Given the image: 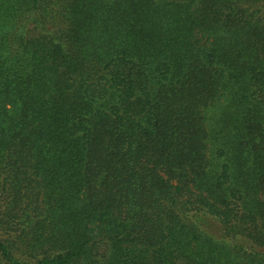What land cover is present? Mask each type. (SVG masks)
Here are the masks:
<instances>
[{
    "label": "trees",
    "instance_id": "1",
    "mask_svg": "<svg viewBox=\"0 0 264 264\" xmlns=\"http://www.w3.org/2000/svg\"><path fill=\"white\" fill-rule=\"evenodd\" d=\"M0 264H264V0H0Z\"/></svg>",
    "mask_w": 264,
    "mask_h": 264
},
{
    "label": "rangeland",
    "instance_id": "2",
    "mask_svg": "<svg viewBox=\"0 0 264 264\" xmlns=\"http://www.w3.org/2000/svg\"><path fill=\"white\" fill-rule=\"evenodd\" d=\"M150 90L155 95L158 100V96L163 88V81L158 76L150 75ZM229 102V98L224 97L219 101L214 103H210L204 107L203 113L205 118V123L208 129V142H209V154L213 159V164L215 169H219L218 165H220V160L218 161L215 157H217V148L220 143V127L224 124L221 117L223 112ZM217 165V166H216Z\"/></svg>",
    "mask_w": 264,
    "mask_h": 264
}]
</instances>
